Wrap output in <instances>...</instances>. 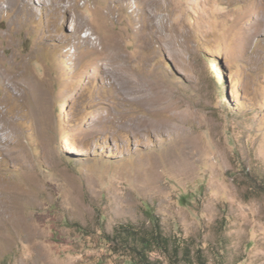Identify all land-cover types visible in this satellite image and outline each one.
<instances>
[{
  "label": "rangeland",
  "instance_id": "rangeland-1",
  "mask_svg": "<svg viewBox=\"0 0 264 264\" xmlns=\"http://www.w3.org/2000/svg\"><path fill=\"white\" fill-rule=\"evenodd\" d=\"M151 213L264 264V0H0V264H131Z\"/></svg>",
  "mask_w": 264,
  "mask_h": 264
},
{
  "label": "trees",
  "instance_id": "trees-1",
  "mask_svg": "<svg viewBox=\"0 0 264 264\" xmlns=\"http://www.w3.org/2000/svg\"><path fill=\"white\" fill-rule=\"evenodd\" d=\"M149 218V225L121 224L107 239L130 256L131 264H160L152 258L153 252L165 255L169 264H194L188 241L165 232L154 213Z\"/></svg>",
  "mask_w": 264,
  "mask_h": 264
},
{
  "label": "bare ground",
  "instance_id": "bare-ground-1",
  "mask_svg": "<svg viewBox=\"0 0 264 264\" xmlns=\"http://www.w3.org/2000/svg\"><path fill=\"white\" fill-rule=\"evenodd\" d=\"M29 89H30V88H29ZM158 111H159V110H158ZM162 115H163V114H162ZM99 118H101V117H99ZM104 118H105V117H104ZM108 119H109V118H108ZM113 120H114V119H113ZM148 121H149V120H148ZM148 121H146V122L144 121V122H145V123H148ZM119 122H120V121H119Z\"/></svg>",
  "mask_w": 264,
  "mask_h": 264
}]
</instances>
